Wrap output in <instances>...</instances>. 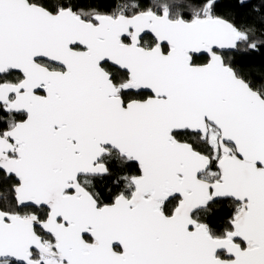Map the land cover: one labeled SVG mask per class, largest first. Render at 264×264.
<instances>
[{"label":"snow or ice","instance_id":"1","mask_svg":"<svg viewBox=\"0 0 264 264\" xmlns=\"http://www.w3.org/2000/svg\"><path fill=\"white\" fill-rule=\"evenodd\" d=\"M0 264H264V0H0Z\"/></svg>","mask_w":264,"mask_h":264}]
</instances>
